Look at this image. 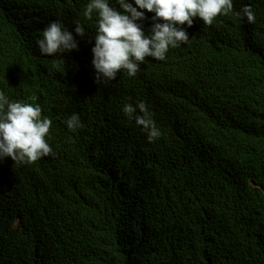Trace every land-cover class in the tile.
Segmentation results:
<instances>
[{
    "label": "trees",
    "instance_id": "16d2710c",
    "mask_svg": "<svg viewBox=\"0 0 264 264\" xmlns=\"http://www.w3.org/2000/svg\"><path fill=\"white\" fill-rule=\"evenodd\" d=\"M87 2L0 0V90L41 106L55 152L0 160V264H264V0H233L252 23L193 18L187 43L106 85ZM52 20L86 27L78 50L40 53ZM138 101L153 142L122 112Z\"/></svg>",
    "mask_w": 264,
    "mask_h": 264
},
{
    "label": "clouds",
    "instance_id": "9594fccd",
    "mask_svg": "<svg viewBox=\"0 0 264 264\" xmlns=\"http://www.w3.org/2000/svg\"><path fill=\"white\" fill-rule=\"evenodd\" d=\"M144 10L153 13L147 33L143 28L147 18ZM93 13L98 19L95 36L91 37L94 40L91 65L98 85L113 81L120 72L134 77L146 57L166 59L169 48L189 41L186 27L193 24V18L202 19L205 25H212L218 15H235L249 23L256 18L251 4L236 11L233 0H88L83 16L91 20ZM73 24L75 27L70 31L61 20L48 23L36 42L40 53L61 56L78 50L76 36L83 38L86 27L79 20ZM122 112L140 126L149 142L162 136L145 102H126ZM52 123L48 116H42L39 104L10 100L0 90V160L10 157L14 164L24 165L55 155L48 142ZM65 123L72 131L84 127L78 114L69 116Z\"/></svg>",
    "mask_w": 264,
    "mask_h": 264
}]
</instances>
